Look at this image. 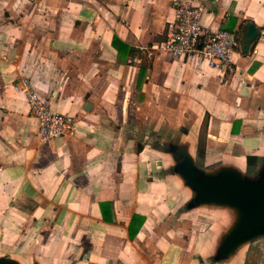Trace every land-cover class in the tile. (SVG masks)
Here are the masks:
<instances>
[{"label":"crops","instance_id":"1","mask_svg":"<svg viewBox=\"0 0 264 264\" xmlns=\"http://www.w3.org/2000/svg\"><path fill=\"white\" fill-rule=\"evenodd\" d=\"M257 1L254 12L251 0H205L202 23L237 37L229 66L216 70L155 49L175 19L173 0H0V238L17 233L14 223L27 226L22 240L33 232L25 256L5 258L264 264L253 240L221 252L236 210L192 206L195 193L177 170L188 159L207 175L231 169L253 179L264 162ZM246 22L258 36L244 52ZM23 78L52 110L74 116L62 136L39 140L15 89Z\"/></svg>","mask_w":264,"mask_h":264},{"label":"built area","instance_id":"2","mask_svg":"<svg viewBox=\"0 0 264 264\" xmlns=\"http://www.w3.org/2000/svg\"><path fill=\"white\" fill-rule=\"evenodd\" d=\"M173 1L175 19L169 25L166 39L155 49L173 57L196 55L216 70L228 67L237 45L236 34L202 23L205 0ZM15 89L25 93L29 110L38 121V137L42 143L62 136L71 128L74 116L52 110L50 99L40 96L27 79L23 78L21 85H15Z\"/></svg>","mask_w":264,"mask_h":264},{"label":"water","instance_id":"3","mask_svg":"<svg viewBox=\"0 0 264 264\" xmlns=\"http://www.w3.org/2000/svg\"><path fill=\"white\" fill-rule=\"evenodd\" d=\"M210 1L217 6L216 0ZM257 36L256 25L246 22L241 38L242 51L247 52ZM177 170L195 193L190 202L192 206L213 203L236 210L237 218L221 244V252L228 253L247 241L264 237V167L256 179L242 176L231 169L207 175L193 167L188 159L183 160ZM0 264L17 263L12 259L0 258Z\"/></svg>","mask_w":264,"mask_h":264},{"label":"rangeland","instance_id":"4","mask_svg":"<svg viewBox=\"0 0 264 264\" xmlns=\"http://www.w3.org/2000/svg\"><path fill=\"white\" fill-rule=\"evenodd\" d=\"M251 1H255V6L253 7L254 12H258L259 9L262 7L263 3L257 0H251ZM263 167H264V162L258 168L256 174L253 175V179L259 177ZM10 223L12 224L14 222H10ZM14 224L18 226L17 233H20V229L22 228L21 234L25 236L23 232L25 231L26 233L27 226H20L17 223ZM17 233L16 234L11 233L10 235H8L9 233L7 231L3 232L2 237L0 238V258H5L6 256H10V255L25 256L26 252L30 250V244L31 242H33V232L31 231L28 234V236L26 235L24 240H22V238H18L19 236H17ZM254 239L252 241L253 244L251 246V249H264V237L259 236Z\"/></svg>","mask_w":264,"mask_h":264},{"label":"trees","instance_id":"5","mask_svg":"<svg viewBox=\"0 0 264 264\" xmlns=\"http://www.w3.org/2000/svg\"><path fill=\"white\" fill-rule=\"evenodd\" d=\"M140 69H141V70H140L139 77L142 76V74H143V72H144V67L141 66ZM199 150H200V147H199ZM251 159H252V158H251ZM251 159H250V157H247V162H248L249 165L251 164Z\"/></svg>","mask_w":264,"mask_h":264},{"label":"bare ground","instance_id":"6","mask_svg":"<svg viewBox=\"0 0 264 264\" xmlns=\"http://www.w3.org/2000/svg\"><path fill=\"white\" fill-rule=\"evenodd\" d=\"M261 23H264V20H263ZM24 264H25V263H24Z\"/></svg>","mask_w":264,"mask_h":264}]
</instances>
